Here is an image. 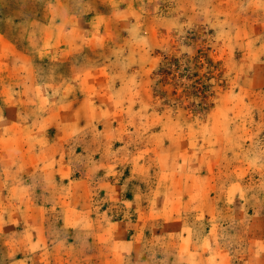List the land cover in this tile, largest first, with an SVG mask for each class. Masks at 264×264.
I'll use <instances>...</instances> for the list:
<instances>
[{"label":"rangeland","instance_id":"obj_1","mask_svg":"<svg viewBox=\"0 0 264 264\" xmlns=\"http://www.w3.org/2000/svg\"><path fill=\"white\" fill-rule=\"evenodd\" d=\"M0 264H264V0H0Z\"/></svg>","mask_w":264,"mask_h":264}]
</instances>
